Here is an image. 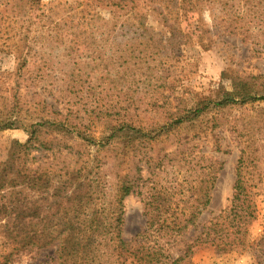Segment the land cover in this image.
Wrapping results in <instances>:
<instances>
[{
    "label": "trees",
    "instance_id": "1",
    "mask_svg": "<svg viewBox=\"0 0 264 264\" xmlns=\"http://www.w3.org/2000/svg\"><path fill=\"white\" fill-rule=\"evenodd\" d=\"M169 1L178 3L184 13H197L216 2ZM78 5L85 7L81 11L73 8L79 24L98 23L102 45L109 44L114 50L103 59L98 46L95 51L100 55L93 60L100 61L92 69L102 68V78L114 86L112 93L117 90L125 100L122 106L120 100L110 103L98 114L103 130L97 136L77 123L81 118L64 116L52 103L44 101V109L34 116L17 95L5 98L0 107V133L21 128L29 138L25 143L15 141L7 159L0 163V264H22L25 257L33 261L31 264H190L203 247L222 252L250 247L248 228L257 218L256 199L264 189V74L243 75L227 69L221 77L229 80L230 90L189 106L185 94L176 95L183 77L177 74L181 58L174 42L180 38L188 43L186 33L171 26V37L165 40L147 24L148 11L141 0H85ZM99 6L110 10L108 17L102 16ZM179 17L177 12V21ZM125 19L131 33L125 32ZM191 20L187 28L196 22V18ZM237 20L227 22L224 30L242 36L243 41L250 39L249 30L236 25ZM200 28L196 27L197 37L203 38ZM88 36L96 37L94 29ZM119 38L126 40L121 43ZM123 45L126 48L120 49ZM255 45L260 48L256 52L264 55V45L260 41ZM28 64L22 55L16 57L15 74ZM142 100H147V110L155 113L147 121L131 113ZM248 105L255 114H247L239 129V121L228 125L238 133L243 146L231 204L217 218L201 226L200 218L208 211L223 169V164L212 158L201 155L199 161L205 164L199 166L187 197L178 198L168 187L145 191L139 158L157 162L159 169L165 160H182L175 152L163 154L164 150L153 156V143L170 135L182 147L190 148L196 139L209 134L219 138L214 129L223 125L217 117ZM77 148L85 152L75 151ZM220 148L217 141L216 149ZM33 150L51 152L57 162L30 167ZM190 152L193 157V150ZM132 195L142 198L146 222L134 238L125 240L124 200ZM44 251L50 254L42 256Z\"/></svg>",
    "mask_w": 264,
    "mask_h": 264
},
{
    "label": "rangeland",
    "instance_id": "2",
    "mask_svg": "<svg viewBox=\"0 0 264 264\" xmlns=\"http://www.w3.org/2000/svg\"><path fill=\"white\" fill-rule=\"evenodd\" d=\"M83 1L0 0V107L4 100L17 95L25 108H29L36 116L44 109V101L52 103L57 110H62L64 116L81 118L77 123L99 136L103 125L98 122V114L107 109L110 103L114 105L120 100L122 106L125 98L123 94L119 96L117 90L112 93L111 88L114 86L102 78V68L92 69L100 61V58L93 60L100 55L99 50L95 51L98 46L102 48L103 59L112 55L114 50L109 44L102 45L104 37L101 36L102 30L97 29L98 23L81 25L79 16L74 17L76 12L73 8L83 10L85 7L78 5ZM141 4L148 11L147 24L165 40L171 37V26L187 34L185 39L188 43L177 38L174 44L177 56L181 58L177 74L181 73L183 77L176 95L185 94L189 106L201 98H216L224 90H230L229 80L221 77L227 69H235L243 75L264 74V55L256 52L260 48L255 45L259 41L264 45V1L216 0L215 4L197 13L181 12L178 3L168 0H141ZM98 11L108 17L110 10L99 6ZM177 12L180 16L178 21ZM191 18H196V22L187 28V23L192 22ZM126 19L125 32L131 33ZM236 19V25H244L249 30L250 39L243 41L242 36L228 34L224 30L227 22L233 23ZM197 26L201 27L203 38L197 37ZM91 29H94L96 37L88 36ZM76 32L81 34L77 36ZM175 34L179 36L177 31ZM125 40L119 38L121 43ZM124 48L126 46L123 45L120 49ZM19 55L27 58L29 64L16 75V57ZM79 74L81 76H77ZM93 89L98 91L92 92ZM146 105L147 100L140 101L136 109H131V113L137 119L147 121L155 113L147 110ZM172 105L176 103L172 102ZM254 114L253 106L248 105L243 110L235 108L223 117H217L218 123L223 125L214 129L219 138L213 133L209 134L208 138L196 139L190 148L182 147L170 135L169 138L164 136L158 139L150 148V154L156 157L161 154L158 150H164L163 154L175 152L178 159L182 160L169 163L165 160V166L159 169L155 165L157 162L139 158L145 191L152 187H168L169 192L176 193L178 198L181 195L189 196L188 188L196 180L199 166L205 164L199 161L204 155L205 159L212 158L222 163L223 169L217 176L208 211L200 218L201 226L217 218L231 204L237 162L243 146L238 133L229 129L228 125L239 121V129L240 121ZM28 138L26 131L21 128L1 132L0 163L7 159L15 141L25 143ZM217 141L221 143L220 150L216 149ZM78 150L85 152L84 148L75 151ZM191 150L193 157L189 156ZM88 151L93 152L94 148ZM54 156L51 152L33 150L31 158L34 161L29 166L37 168L53 165L57 162ZM262 166L264 170V163ZM256 201L257 218L248 228L250 247L233 252L203 247L196 251L190 264H264V189ZM145 222L142 198L137 195L127 197L124 200L122 237L131 240L144 228ZM46 254L50 253L42 252V256ZM32 262L29 257H25L22 264Z\"/></svg>",
    "mask_w": 264,
    "mask_h": 264
}]
</instances>
